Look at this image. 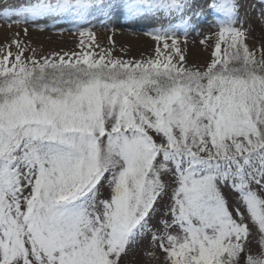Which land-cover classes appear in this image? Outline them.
I'll return each instance as SVG.
<instances>
[{"label":"snow or ice","instance_id":"6c2138e0","mask_svg":"<svg viewBox=\"0 0 264 264\" xmlns=\"http://www.w3.org/2000/svg\"><path fill=\"white\" fill-rule=\"evenodd\" d=\"M246 6L0 0L10 26L60 20L89 40L37 56L17 32L0 55V264H264V51ZM93 21H145L154 55L95 53Z\"/></svg>","mask_w":264,"mask_h":264},{"label":"bare ground","instance_id":"6f19581e","mask_svg":"<svg viewBox=\"0 0 264 264\" xmlns=\"http://www.w3.org/2000/svg\"><path fill=\"white\" fill-rule=\"evenodd\" d=\"M95 27L92 31L95 32V41L93 48L95 53L102 50L112 49L113 55L121 56L125 60L133 59L135 56L146 57L150 53L154 54L156 42L152 35H150L151 25L146 24L145 21L123 23L127 27H112L111 29H104L99 22L93 21ZM37 25H43L38 27ZM37 25H9L7 21L0 20V51L4 54L5 47L11 44L16 39L15 33H20L19 39L30 50L42 51L45 49H53L49 54L53 53H71L81 51L80 41L83 39L85 44L89 43L87 37H81L70 23L51 20L40 19ZM28 27V33L23 32V28ZM146 27V34L137 33L138 29ZM140 31V30H139ZM98 46V47H97ZM205 49H208L206 47ZM11 50L16 51L15 45H11ZM187 60L202 61L207 58L209 51L201 47L187 44L184 48ZM211 53V51H210ZM44 54V53H43Z\"/></svg>","mask_w":264,"mask_h":264},{"label":"rangeland","instance_id":"374dc122","mask_svg":"<svg viewBox=\"0 0 264 264\" xmlns=\"http://www.w3.org/2000/svg\"><path fill=\"white\" fill-rule=\"evenodd\" d=\"M246 5H251L246 6L243 11L241 12V16L242 17H246L247 22L245 23V28L250 29L247 37H246V42L248 43L249 47L251 50L255 51L257 53V56H259L261 51H264V17H261L260 15V10L257 7L259 0H244ZM124 22V21H123ZM123 22L121 23H116L114 25H111L109 27H104V29H111L112 27H127V25H125ZM133 29L137 30L135 27H132ZM146 27H141L140 29H138L137 33L145 35L146 32ZM140 30V31H139ZM216 29H213V31H215ZM108 31V30H106ZM203 39V37L201 35H199L198 33L193 32L189 39H188V43L191 45H195L198 47H201L204 50H208L209 54L207 56V58H205L202 61H196V60H190L188 59L187 62L189 65L191 66H201L203 65L210 56V51L211 48L205 49L207 46L205 44H202L200 41ZM186 48V47H185ZM53 49H45L42 51H35V53L37 54V56H51L52 54H49L50 51H52ZM13 52H15L14 50H12ZM80 52V51H78ZM44 53V54H43ZM2 51H0V55H2ZM31 51H26L25 55H31ZM154 55V54H151ZM144 55L141 56H135L133 57V59H141V58H145L142 57ZM120 58L124 59L123 57L119 56ZM148 57V56H146ZM254 246L260 247L261 246V241L260 238L257 237L254 240ZM138 257L135 256V254H133V256L130 257L131 261H134L135 259H137Z\"/></svg>","mask_w":264,"mask_h":264}]
</instances>
